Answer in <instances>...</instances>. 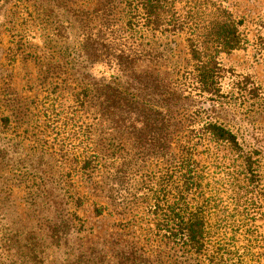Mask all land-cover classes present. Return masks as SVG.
Segmentation results:
<instances>
[{
    "label": "rangeland",
    "instance_id": "rangeland-1",
    "mask_svg": "<svg viewBox=\"0 0 264 264\" xmlns=\"http://www.w3.org/2000/svg\"><path fill=\"white\" fill-rule=\"evenodd\" d=\"M217 1L242 21L238 31L246 44L216 56L223 97L210 102L181 91L191 70L183 34L131 25L124 8L134 0H0V264L180 262L178 246L156 230L148 205L175 170L178 146L192 143L191 125L206 117L231 129L244 146L264 149V118L226 95L234 78L264 86V51L255 45L264 31V0ZM187 8L188 1L178 0L177 11ZM194 13L202 18L197 8ZM116 57L134 58L136 71L173 82L177 115L170 130L160 129L158 96L146 99L154 113L131 115L128 123L115 124L113 109L100 116L97 104L83 103L86 83L87 96L110 83L123 87ZM200 106L209 108L205 115ZM166 131L167 151L161 144ZM202 150L193 149V158L217 187L215 162ZM218 190L228 210V194ZM233 229L227 219L212 236L230 238ZM234 241L241 253V237ZM257 257L253 264H264Z\"/></svg>",
    "mask_w": 264,
    "mask_h": 264
},
{
    "label": "trees",
    "instance_id": "trees-1",
    "mask_svg": "<svg viewBox=\"0 0 264 264\" xmlns=\"http://www.w3.org/2000/svg\"><path fill=\"white\" fill-rule=\"evenodd\" d=\"M187 1L188 8L184 14L176 9L178 0H134L124 8V14L129 16L131 25L143 26L151 33L183 34L191 70L186 72L181 91L186 93L185 98L191 96L215 102L223 97L219 94L218 85L222 68L216 56L244 48L246 40L238 31L242 21L235 20L217 0ZM196 8L201 19L194 17ZM85 38L83 50L87 54L89 39ZM255 45L264 51V31L255 38ZM134 58L121 60L116 57V70L123 82L121 89L119 85L110 83L104 86L103 92H96L95 88L92 96H87L91 84L86 83L82 89L83 103L97 104L96 111L100 116L113 109L116 114L111 113L117 117L115 124L128 123L131 115L145 118L146 113H154L147 106L146 99L149 95L158 96L162 102L158 108L163 114L160 129L170 130L177 115L173 108L174 100L170 102V95L175 93L173 82L166 78L164 85L163 80L151 73L136 71L132 66ZM83 78L85 82L89 81L86 74ZM226 95H234L247 102V112L264 118L262 84L249 78H234ZM112 102L117 106L110 105ZM200 107L204 115L209 110ZM181 119L176 120L178 124L182 123ZM190 132L192 135L187 143H192L178 146L175 170L166 174L163 185L150 195L148 208L157 220L155 228L162 233V238L178 246V264H187L186 261L192 257L201 259V264H253L255 256H259L257 260L264 258V233L261 230L264 225V149L261 152L244 146L231 129L206 117L192 124ZM168 137L169 132L166 131L161 138L166 151L169 148ZM196 148H203V153L213 158L214 170L218 171V176L213 179L217 187L209 184L204 168L194 160L192 151ZM218 188L228 194V210L222 206ZM227 219L234 228L233 235L230 238L220 233L212 236L213 231L220 232ZM237 236L241 237V253L238 246H234ZM257 247H260V252L254 253Z\"/></svg>",
    "mask_w": 264,
    "mask_h": 264
}]
</instances>
